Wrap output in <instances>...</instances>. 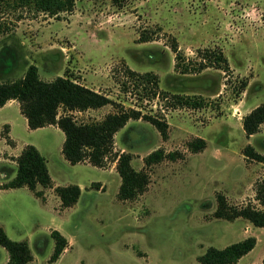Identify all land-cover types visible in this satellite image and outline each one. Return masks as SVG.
Wrapping results in <instances>:
<instances>
[{
  "label": "rangeland",
  "instance_id": "1",
  "mask_svg": "<svg viewBox=\"0 0 264 264\" xmlns=\"http://www.w3.org/2000/svg\"><path fill=\"white\" fill-rule=\"evenodd\" d=\"M141 32L147 40L139 39ZM173 39L190 64L185 72L175 67ZM204 47L221 48L228 69H193L197 50ZM30 63L45 80L68 76L168 126L163 138L150 121L130 118L115 132L103 165L87 159L70 163L61 152L63 131L29 129L18 100H8L0 113L14 120L18 143L38 141L50 175L62 185L77 179L85 188L79 203L65 212L59 213L61 203H53V214L39 212L24 189L0 194V218H22V226L8 224L6 233L27 240L33 255L27 264H204L197 255L207 246L223 247L247 235L256 236L255 246L232 264H262L264 226L213 212L218 191L231 204L258 205L254 186L264 164L246 157L243 148L250 143L264 153V122L247 136L242 117L264 101V0H74L71 10L57 15L28 0H0V81L22 76ZM128 69L157 74V86ZM174 93L202 103L174 106ZM115 109L107 103L69 112L81 122L100 120ZM63 112L59 107L58 114ZM8 130L9 123L0 120V135L5 138ZM196 136L206 144L193 152L187 142ZM157 147L182 156L145 165L143 157ZM120 151L132 152V165L149 173L146 189L133 199L117 196L115 154ZM2 153L1 184L16 168L14 155ZM100 180L102 190L91 186ZM54 186H43L53 198L52 193L58 196ZM3 202L14 212L2 208ZM53 228H61L71 244L49 261ZM7 259L0 245V264Z\"/></svg>",
  "mask_w": 264,
  "mask_h": 264
},
{
  "label": "trees",
  "instance_id": "2",
  "mask_svg": "<svg viewBox=\"0 0 264 264\" xmlns=\"http://www.w3.org/2000/svg\"><path fill=\"white\" fill-rule=\"evenodd\" d=\"M32 2L37 10L57 15L61 11L71 10L74 0H28ZM140 40H147L148 36L141 32ZM171 47L175 51V67L185 72L190 69L184 55L178 49L173 39ZM214 65L222 69H228V60L221 48L204 47L198 48L197 58L193 69ZM134 73L142 81H149L157 86L158 76L153 72ZM156 92L153 91V93ZM174 106L176 105H201V100L191 95L172 94ZM17 99L21 113L26 117L27 125L36 128L47 124H55L64 133L61 144V152L70 163H76L87 159L91 164L101 166L113 150V137L117 130L123 127L130 118L142 117L150 121L160 132L163 138L167 137V122L151 114L143 113L139 108H125L118 104L107 94L93 89L74 79L57 75L51 80L40 77L38 68L30 63L22 76L14 79L0 81V106L9 99ZM107 103L115 106L114 111L107 112L102 119L93 121H77L69 112L72 110H84L97 108ZM63 109L58 114V109ZM264 122V101L252 107L242 117V127L247 136L259 130ZM8 143L11 138L4 135ZM205 139L196 136L187 142L188 148L197 152L205 147ZM246 157L260 161L264 164V153L257 151L250 143L243 148ZM182 156L176 149L165 151L157 147L148 152L144 157V164L151 165L162 159L175 160ZM16 161L15 173L0 187H17L26 185L37 195H42V190H37L36 185L53 186L51 175L48 171L46 158L40 150L32 143L25 144L21 151L14 156ZM132 152L120 151L115 154V168L120 176L117 190L119 199H133L141 193L149 182V173L146 169H136L132 163ZM99 182H92L91 186L99 187ZM55 192L60 198L62 207L75 203L80 194V186L77 183L57 184ZM216 208L213 212L215 217L234 219L241 216L249 220L253 225L264 226V174L255 182L254 199L245 204L236 205L228 202L223 192H216ZM54 239L53 250L49 261L56 260L68 241L64 234L57 228L50 231ZM256 244V236L247 235L242 239L230 242L223 247L209 245L204 252L197 255V260L204 264H232L241 256L250 251ZM0 245L8 252V259L4 264H27L33 257L30 246L25 239H13L0 225ZM264 264V258L262 260Z\"/></svg>",
  "mask_w": 264,
  "mask_h": 264
},
{
  "label": "crops",
  "instance_id": "3",
  "mask_svg": "<svg viewBox=\"0 0 264 264\" xmlns=\"http://www.w3.org/2000/svg\"><path fill=\"white\" fill-rule=\"evenodd\" d=\"M9 100H16V99H13V98H11V99H9ZM10 102L7 100L2 106H0V111H2V110H4L5 108H7V105L9 104ZM21 118L25 121V119H26V117L24 116V118L21 116ZM5 120V121H7V123H9V130H8V135H9V137L11 138V142L10 143H8L7 141H6V139L3 137V136H1L0 135V143H1V145H0V161H3V160H5L6 158L3 156V153L2 152H4V151H7L8 152V154H13L14 156H16L20 151H21V149H22V147L25 145V144H27V142H24V143H22L21 145L18 143V139L15 137V135L13 134V128H14V120L13 119H11V118H9V117H7L6 116V113H0V120ZM25 125H26V127H29L28 125H27V121L25 122ZM44 126H55L56 128H57V126L55 125V124H50V125H44ZM43 126V127H44ZM29 129H31L30 127H29ZM62 141H63V139H62ZM62 144V143H61ZM34 145H36V147L40 150V152L45 156V158H46V163H47V167H48V159H47V156L45 155V153H43V151H42V149H41V145L39 144V142L37 141V142H34ZM14 159H12V161H13ZM76 163H78V162H76ZM87 164H89V162L87 163ZM94 166V165H93ZM1 171V174H3V173H6L4 170L2 171V170H0ZM48 171H49V168H48ZM51 174V173H50ZM13 176V175H12ZM11 176V177H12ZM10 177V178H11ZM51 178H52V181H53V186L54 185H57V184H59L54 178H53V176L51 175ZM9 179V178H8ZM7 179V180H8ZM73 182H75V183H79V186H80V194H79V197H78V199H77V201L75 202V203H73L72 205H69V206H65V207H63L62 209H59L60 210V212L59 213H62V212H65V211H67L68 209H70L71 207H73V206H76L78 203H79V201H80V197H81V195H82V193H83V191H84V187L81 185V183H80V181H78L77 179L76 180H74V181H72V180H67L66 181V183L65 184H68V183H73ZM100 182V185H99V190H102V187H103V181L102 180H100L99 181ZM0 185H1V181H0ZM51 188H53V187H51ZM18 189H24L26 192H27V196H29V198L31 199V201L34 203V206L36 207V209L39 211V212H42V213H44V211H45V209H47V210H50V213L52 212V214L54 213V210H56V208H55V206H53V211L51 210V208H52V204L53 203H55V205L57 204V205H59V203H60V198H59V196H57L56 194H53L52 193V195H55L54 196V198L52 197V196H49V194H48V192H47V189L46 190H44V187L43 186H41L40 184H37L36 185V189L37 190H43V196L42 195H37L32 189H30L29 187H27L26 185H22V186H17V187H0V194H2L3 195V193H7L8 191H16V190H18ZM28 189V190H27ZM53 200V201H52ZM3 207L2 208H4V209H6V211L8 212V213H13L14 211H13V209H12V207H11V204L10 203H8V202H3V205H2ZM9 210V211H8ZM29 210H30V215H31V209L29 208ZM22 218H19V217H14V218H7V217H4V218H0V225L5 229V231L7 232V225L8 224H15V225H23L22 224ZM250 223V222H249ZM52 227H54V226H52ZM66 237H67V241H68V245H66L67 247L68 246H70V244H71V242H70V239L71 238H68V236L66 235V233L61 229V228H58ZM65 246V248L63 249V251L67 248ZM244 256V255H243ZM243 256H241L239 259H241Z\"/></svg>",
  "mask_w": 264,
  "mask_h": 264
}]
</instances>
